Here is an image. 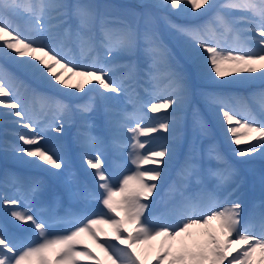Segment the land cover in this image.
<instances>
[{"label":"snow or ice","instance_id":"6c2138e0","mask_svg":"<svg viewBox=\"0 0 264 264\" xmlns=\"http://www.w3.org/2000/svg\"><path fill=\"white\" fill-rule=\"evenodd\" d=\"M151 7L176 15L192 13L199 16L217 7L223 12L246 13L234 18L246 25L242 29L246 33L243 39L239 35L234 37L235 46H225L233 27L220 12L214 18L220 31L207 25H178L168 21L166 16L161 18L170 29L190 42L191 59L197 70L206 76L213 73L211 78L215 79L232 72L259 73L241 76L233 82L264 81V0H226L220 5L216 0H153ZM25 10L27 34L14 27L8 18L9 13L21 15L19 0H0V51L34 78L53 87L60 85L74 89L75 92L69 93L71 95L96 93L76 109L83 121L79 139L81 159L87 169L94 170L96 187L102 192L85 188L82 198L86 202L99 200L107 212H83L45 220L31 210L32 203L44 191L41 181L32 180L27 191L22 193L26 207L21 208L19 200L7 196L2 203L10 209L8 214L12 220L29 225L34 235L19 237L9 234L6 227H0V264H105L85 238L103 253L108 264H145L146 254L137 251V247L151 246L153 241H159L155 264H264V215L260 217L259 231L247 222L242 224V204L239 199H229L235 189L224 199L209 192L206 202L201 193L193 198L183 196L181 192L183 199L171 220L145 217L150 205L144 201L162 186V178L166 176L174 154L167 143L145 149L158 140L176 137L179 114L189 96L184 74L171 69L169 53L155 32L147 28L141 32L138 23L129 22L121 14L112 15L109 6L101 11L99 6L84 0L74 3L66 0H35L33 3L28 0ZM69 18L78 22L74 31L63 27ZM141 42L145 56L151 61L149 68L161 64L167 68L164 72L145 73L153 82V99L142 106L148 112H165L167 115L156 116L155 123L144 124L145 117L139 109L132 113L120 110L119 119H115L116 110L105 107L106 124L113 137L111 147L117 154L129 149L128 159L135 167V171L122 175L117 185L112 183L115 177H110L104 169V140L90 131L92 124L87 117L95 111L97 97L108 102L117 101L124 95L133 102L130 89L136 79L135 64L118 65L114 61L121 54L134 55ZM73 46L79 51L80 62L75 59ZM195 49L204 54L203 66L197 63L200 53ZM118 68L126 71L117 78L113 74ZM73 77H80L82 81L70 84ZM161 81L166 83L162 85ZM21 87L11 73L0 67V109L10 110L4 115L17 118L15 123L30 133H17L18 140L27 147L13 145L12 150L22 157L34 158L29 162L38 167L47 165L57 170L50 174L59 177L63 175L61 170H67V162L58 147L45 146L47 137L44 133H62V118L68 106L55 102L53 122L45 126L28 111ZM205 99L213 110H218L230 143L237 146L233 150L235 156L243 158L259 154L264 158V91L251 97L261 113L260 119L251 111H238L231 98L208 93ZM196 123L201 134H207L204 122L197 119ZM159 133L166 135H154ZM123 135L126 139H119ZM141 137H151V140ZM242 144L247 146L240 147ZM209 158L224 165L207 170L208 178L217 180V188L234 182L235 169L227 165L220 153L212 149ZM179 175L184 181L194 177L197 184L203 183L200 166L191 159L186 161ZM157 181L161 183L157 184ZM183 187H187V183ZM53 222L64 224L65 230L51 234ZM100 225H107L111 235ZM193 229H203V232L194 233ZM101 236L105 238L103 241ZM111 241H117L123 247H117Z\"/></svg>","mask_w":264,"mask_h":264},{"label":"rangeland","instance_id":"374dc122","mask_svg":"<svg viewBox=\"0 0 264 264\" xmlns=\"http://www.w3.org/2000/svg\"><path fill=\"white\" fill-rule=\"evenodd\" d=\"M25 1H28V0H19L20 11H21L22 14H27V12L25 10V5H26ZM32 2L34 3L35 0H32ZM66 2L67 3H74V2H76V0H66ZM84 2H90V3H93V4L97 5V6H99V9L101 11L105 10V6H109V10L111 11L112 15L121 14L129 22L138 23L141 32H143L146 28L151 30V31H154L162 46L165 45V43L163 41V39H166V37L164 36L165 29L168 28L169 38L174 42L176 48L178 47L177 50L179 49L182 52V54L184 55V58L186 57V60H188L189 62H192V63H193V60L191 59V55H190V53L192 52V48L190 46V42L186 41V39L184 37L178 35L174 30H172V29H170L168 27V24L166 23V21L161 18L162 17L161 14H160L161 11L164 14L163 16H166L167 20L172 22V23H175V24H178V25H188V26L207 25V26H210V27L217 28V31H220V29L218 28L217 22L215 21L214 18H215L216 14L218 12H220V13L222 12V15H224L225 18L227 16H232L233 14L237 15L238 17L242 15L240 12H231V13L223 12L219 7L213 9L211 12H208L206 14L199 15V16H197L196 14H192V13H188V14H184V15H176L175 13L170 12L168 10L156 9V8L151 7V4L153 3V0H84ZM225 2H226V0H216L217 5L223 4ZM122 5H125V6L121 7ZM137 6L140 7V8L138 9ZM201 12H203V10H201ZM9 20L13 24L14 27H19V29L22 32L27 34V31H28V25L27 24L25 26H19V25H16L11 19H9ZM146 21L148 22L147 24H146ZM77 23L78 22L74 18H69L66 21V24H65L64 27L65 28H71L74 31L76 29V27H77ZM245 26L246 25L243 22H241V27H239V28L243 29ZM229 40L230 39H228V37H226L227 43H226L225 46H235L232 43H230ZM143 47H144V44L141 42V44L138 46V49H139V53L142 52V54L144 55V59H145L144 64L146 65V61H148L149 59L145 56V54L143 52ZM168 49L172 52V49L170 48V46H169ZM72 50H73V54L75 56V59L77 60L78 56L80 55L79 51L74 46H73ZM174 52H177V51L174 50ZM195 52L200 53V58L204 56V54L202 53V50H200V49H195ZM12 55H13V53H12ZM122 55L123 54H121L120 56H122ZM12 62L13 61L10 58L5 57L3 55V52L0 51V67H2L3 69H6L12 75H20L21 74L20 73L21 69H18L15 66H13ZM114 62L119 65L120 59L119 58H115ZM255 66L258 67V68L260 67L259 65H255ZM225 67H231V66H225ZM164 68H165V65L161 64V65H158L157 68L153 69L152 71H160L161 69H164ZM171 69L179 72V70H177L178 68H171ZM124 72L114 73L113 75L118 78ZM146 72H148L146 70V68L142 67L141 73L145 74ZM181 73H183V72H181ZM233 73L234 72H232L229 75L224 76L223 78H215V79L211 78V77H213L211 75V73H208V75L206 76L205 74H203L202 71H198V70L191 71L192 75L189 74V77H188V75L186 73H183V74H184V77H185V82L187 84H189V85L192 84V86L195 83V85H196L195 87H196V89H198V86L201 83H211V84L212 83H217L219 81V79L228 81V78L232 77ZM65 75L67 76V75H69V73H65ZM195 75H196V77H195ZM245 75H254V74L243 73V76H245ZM255 75H259V73H255ZM77 78H80V77H77ZM147 78H149V77L145 74L144 79H141L140 83H136V81H135V83L133 84L132 89H130V93L132 94V99L133 100H136V101L140 102L141 98L144 97L145 90H149V89H147L149 87V83L146 81ZM212 79H213V82H212ZM72 81H73V79H72ZM39 82L40 81L38 79H37L36 83H30L29 82V87L34 88L36 90H39V88L37 87ZM41 83H42L43 86L45 85L44 81H42V80H41ZM260 83H262V84H260ZM241 84H244L245 86H248L250 84H259L258 86H264V81L255 80V81H251V82H247V83H241ZM47 85H50V84H47ZM56 88H57V85L55 86V89ZM59 89L64 94L75 92L74 89H68V88H64L62 86H60ZM241 90L244 91V89H242V88H241ZM78 95H79V93H75V95H71L72 96L71 99H74V97H77ZM110 95H113V94H110ZM91 96L92 97L96 96V93H93ZM122 96L117 101H108V102H103L102 101V104L104 106H109L110 108L123 106V105H125V102H124ZM147 97H149V96H147ZM28 99H29V97L26 98V100H28ZM128 99H129V97H128ZM149 101H151V99ZM55 102H61V103L65 104V105H67L68 106V111H67L66 114H71L73 112V110H74V105L76 107L77 105L84 104L87 101L80 102L79 104H74L73 101L68 102V97L64 96V98H60L58 100H55L54 103ZM95 103L99 104V98L98 97L96 98ZM48 104L51 106L50 102ZM189 104L190 105L187 106V110L183 111V112H181L179 114L180 120L183 121V122H185V120H186L185 116L189 115L188 111L189 110L194 111L192 109L194 103L189 102ZM52 109H53L52 114H54V104H53V108ZM4 113H6V112L5 111L0 112V118L1 117H5V118H11V119H7L6 121L0 119V124H1L2 127L7 126L8 122H10V121H12L14 119H17V118L12 117V116H6V115H4ZM15 128H16V125H15ZM14 132L15 133H19V130L16 129L14 131H11L10 134L14 135ZM8 134H9L8 132H5L3 130L1 131V135L4 136V142H5L4 144H7L5 138L8 137L7 136ZM199 138H201V137H197L196 141L192 144L193 150L191 151V152H193L195 154H198V155L201 153V149H202L201 142L199 141ZM179 139H180V142L176 143V144L179 147H181L186 142L187 137H184L183 139H182V137H179ZM223 145L224 144L221 142V143H219L216 146V151L218 153H220V154L222 152ZM20 157H21V159H26L27 158V157H22V156H20ZM21 159H20V161H21ZM197 164H199V163H197ZM259 165L264 167L263 163H260ZM199 166H200V164H199ZM234 169H235V172L237 173L239 171V166H237V165L234 166ZM6 172L10 176H14L15 175V173L12 170H9V169H7ZM249 172H250V174L244 175V179L246 181L247 180L253 181L254 177L255 178H259V179L264 177V174H261L258 171L252 170V171H249ZM191 180H192V182L193 181L196 182L194 177L191 178ZM30 181H32V176H28L27 177L26 183L29 185ZM174 203H175V199L172 200V199H169V198H165L162 201V205L164 207L168 206L170 204H174Z\"/></svg>","mask_w":264,"mask_h":264},{"label":"bare ground","instance_id":"6f19581e","mask_svg":"<svg viewBox=\"0 0 264 264\" xmlns=\"http://www.w3.org/2000/svg\"><path fill=\"white\" fill-rule=\"evenodd\" d=\"M237 35H239V34H237ZM245 35L246 34L239 35V36L241 37V39H243V37ZM235 36L236 35H234L233 37H235ZM235 76L239 79L241 75L237 73ZM250 90L252 91L253 89H250ZM216 94L221 95V96H224V97H228L229 96L232 99V103L236 107V109H237V107H241V108H243V110L251 111L250 105L251 104H255V103H253L252 99H249L248 96L251 95V94H249L248 92L244 93L242 96H239L235 92H222V93H216ZM116 117L119 118V116H116ZM256 117H257V119H260L258 116H256ZM149 119H151V121L148 124H151L153 118H152L151 115L146 114L144 120L147 121ZM199 120H202L206 126L209 125V124H211V123L216 124L219 131L223 132L225 135H228L227 132L225 131L226 126L221 123V119H220L218 110H213L209 106V104H208V107H203L202 108L201 114L199 116ZM196 121H197V119L195 118V116H193L191 122L194 124ZM72 128H73V125H71V129ZM197 132L198 133H201L200 130H199V128H198ZM209 132H210V130L207 129V133H209ZM190 135L194 137L196 135V131L195 130H191L190 131ZM97 136L100 137V135H97ZM107 136H108V141L110 142V144H108L105 147V152H104V154H105V156L107 158V161L109 162L108 167H106V172H108V174H111V176L113 174H115L116 178L114 180H112V183L113 184H118V181L122 177V175H124V174H130L131 172L135 171V167H134V165H132L131 160L128 159V151H129V149H123L120 154H117V152L111 147V140L113 138L112 137V134L110 135L107 132ZM150 138L151 137H143L142 140H144V139H150ZM156 147H158L157 144L148 145V147L145 149V151H147L148 148H156ZM114 154H117V155L121 156V159L125 160L126 162L119 161L117 158L114 157ZM249 157H261V156L259 154H255V155L249 156ZM224 160L227 161V159H225V158H224ZM121 164H124L123 166L125 168V172L117 175L114 172V170H117L118 169V166L121 165ZM148 167H152V166L149 165ZM173 167H174L173 165H170V167H168L167 174H170L171 169ZM81 169H83V170H93V169H87L86 166L84 165L83 161H81ZM177 169L178 168H176V170H174V171H175V173H177L179 175ZM93 172H94V170H93ZM91 182H92V184H95L94 186L96 187V184L98 182L95 180V178L93 176H92V181ZM198 186H199V184H196V186H191V185H188L187 184V187H184V188L186 190H190L191 189L192 191H196L194 187H198ZM98 191L101 192L102 190L98 189ZM209 192H212L211 188H208L207 191H206V193L203 195L205 197V202L207 200V194ZM153 196H155V194ZM81 204H82V207H85V209H88V210L92 209V207H93L92 204L87 203V202H81ZM64 208L65 207H63V209ZM106 212H107V210L104 209L103 206H102L101 210H99L98 212H93V213L99 214V213H106ZM67 213L71 214L72 216L79 214V213H76V209H69L67 211ZM250 213H252V210H248L247 212L242 213V217H243L242 224L245 223V222H247L250 225V227H252L256 231H259V228L260 227H257V228L254 227L253 224H252L253 222L248 219V215ZM53 215H54V213H53ZM261 215H264V212H262L261 214H259V217H257V220H260ZM151 218L152 219H156V218H160V217L158 215H155V216H153ZM27 227L29 228L28 229V233H26V232L24 233V231H22V233L20 235H19V233H17V236H19V237H26L28 235H32L31 234V231H30V226L27 225ZM99 227L103 228L105 232H108L109 235H111V229L110 228H107L106 225H100ZM64 230H65V225L64 224L54 223L53 222L52 225H51L50 233L51 234L60 233V232H63ZM195 230L196 229H193L194 232H195ZM199 230H200V232H203V229H199ZM33 235H34V233H33ZM101 237L104 238L103 236H101ZM102 238H100L101 241H103ZM85 242L88 243L89 247L92 249V251L95 254H97V255H99L101 257V259L105 262V264H108V262L106 260V257H104L103 253H101L100 250L97 249L95 247V245L92 244V242L90 240H88L87 238H85ZM157 245H158V241H153L151 246L150 245H140V246L137 247V251L146 254V258L145 257H142V258H145V264H155V260H152V255L155 252V250L157 248ZM116 246L117 247H123L118 242H117Z\"/></svg>","mask_w":264,"mask_h":264}]
</instances>
